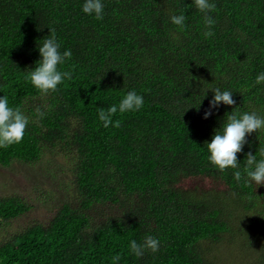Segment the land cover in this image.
<instances>
[{
	"label": "trees",
	"instance_id": "trees-1",
	"mask_svg": "<svg viewBox=\"0 0 264 264\" xmlns=\"http://www.w3.org/2000/svg\"><path fill=\"white\" fill-rule=\"evenodd\" d=\"M214 2L215 36L204 39L192 0H103L99 21L82 13L83 0H0V96L29 117L22 142L0 149V164L35 162L60 145L73 156L77 193L50 221L0 244V264H111L116 254L119 264H215L211 246L237 236L264 248V185L219 172L203 146L235 108L264 115V85L253 86L264 71V0ZM180 12L183 30L170 21ZM49 27L72 53L61 66L72 79L41 95L25 77ZM209 87L233 91L236 103L204 119ZM133 89L143 108L103 127L99 111ZM246 141L241 170L264 146V130ZM31 209L20 196L0 197V230ZM146 235L160 250L130 254L129 242ZM241 264H264V249Z\"/></svg>",
	"mask_w": 264,
	"mask_h": 264
},
{
	"label": "clouds",
	"instance_id": "clouds-1",
	"mask_svg": "<svg viewBox=\"0 0 264 264\" xmlns=\"http://www.w3.org/2000/svg\"><path fill=\"white\" fill-rule=\"evenodd\" d=\"M192 4L203 17V38H213L215 36L213 31L215 20L211 13L216 10L214 0H192ZM81 11L98 21L102 20L105 14L103 0H83ZM186 19L184 12L170 17L171 23L180 30L186 27ZM49 29L50 35L44 37L38 43L40 59L36 62V66L33 69L27 71L25 77L41 95L56 92L65 80L72 79V73L62 70L61 67L66 63L67 59L71 58L72 53L70 50L60 51L61 44L58 42L56 30L51 27ZM255 85H264V71L259 72L255 76L253 86ZM209 90L214 95L209 101V110L204 113V119L211 117L213 114L212 110L218 109L221 104L232 106L236 103L233 99V91L221 90L219 87H209L205 90L202 101L206 98ZM202 101H200L199 107ZM144 103L143 95L135 89L127 91L122 95L118 104L109 106L107 110H100L98 119L105 128L110 125L117 126L118 122H114L112 119L117 112L120 114L137 112L143 108ZM199 107L197 110H199ZM236 109L226 113L221 127L215 130L211 141H205L203 146L206 149L207 160L221 173L231 169L233 179L237 183L243 180L248 185H264V146H259L255 155L251 152L247 154L242 170L237 159V153L242 151L247 142V136L255 132L258 134L259 139L260 131L264 130V115L255 111L240 112ZM36 115L39 118H43L45 113L37 108ZM28 124L29 117L21 108L10 106L7 95L0 96V149H7L12 145L21 143ZM160 243L158 238L146 235L140 243L135 239L131 240L128 247L130 254L140 258L147 250L153 253L158 252ZM110 259L111 264H119L121 256L116 254Z\"/></svg>",
	"mask_w": 264,
	"mask_h": 264
},
{
	"label": "rangeland",
	"instance_id": "rangeland-1",
	"mask_svg": "<svg viewBox=\"0 0 264 264\" xmlns=\"http://www.w3.org/2000/svg\"><path fill=\"white\" fill-rule=\"evenodd\" d=\"M73 164V156L66 155L60 145L47 149L35 162L17 160L9 166L0 164V197L17 195L32 205L28 213L2 226L0 244L33 223L50 221L63 204L75 203ZM259 211L255 208L250 212L262 217ZM263 249L258 244L248 248L243 238L237 236L236 242L232 238L216 242L208 253L215 264H241L243 259L253 260L257 251Z\"/></svg>",
	"mask_w": 264,
	"mask_h": 264
}]
</instances>
